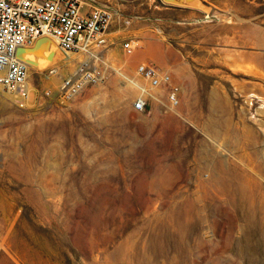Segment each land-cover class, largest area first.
Returning a JSON list of instances; mask_svg holds the SVG:
<instances>
[{"label":"rangeland","instance_id":"374dc122","mask_svg":"<svg viewBox=\"0 0 264 264\" xmlns=\"http://www.w3.org/2000/svg\"><path fill=\"white\" fill-rule=\"evenodd\" d=\"M93 1L149 16L188 84L177 106L151 88L138 65L165 69L138 41L66 103L43 92L80 53L64 66L57 51V75L32 67L24 107L0 90V264H264V236L227 191L246 179L264 198V0Z\"/></svg>","mask_w":264,"mask_h":264},{"label":"built area","instance_id":"2783aa9c","mask_svg":"<svg viewBox=\"0 0 264 264\" xmlns=\"http://www.w3.org/2000/svg\"><path fill=\"white\" fill-rule=\"evenodd\" d=\"M115 20L108 5H95L85 0H0V90L13 94L19 106L29 101L33 86L30 80L32 65L16 56L20 47L32 46L39 37L52 38L67 54L64 66L75 60L73 54H83L72 73L61 76L55 90L46 89L43 97L66 103L86 87L104 83L109 78L104 50L107 33ZM125 25L131 19L123 18ZM138 40L129 38L123 43L128 55L134 54ZM57 62L46 71L49 76L59 74ZM138 74L149 81L151 88L164 86L171 105L180 104L181 88L172 76L151 63H140ZM134 108L147 109V97H138Z\"/></svg>","mask_w":264,"mask_h":264},{"label":"crops","instance_id":"0c3cea01","mask_svg":"<svg viewBox=\"0 0 264 264\" xmlns=\"http://www.w3.org/2000/svg\"><path fill=\"white\" fill-rule=\"evenodd\" d=\"M88 3L95 4L93 0L87 1ZM95 5H106L101 3H96ZM109 6V5H108ZM119 7H114L115 20L111 24L109 31L107 33L108 44L104 50L105 61L111 64L119 63L122 64V59L124 58L126 52L123 48V43L129 38L139 39L147 49V58L156 57L159 58V62L165 69L164 72L172 76L173 81L182 87H186L188 82L185 78L181 77L178 73V66L181 65L180 51L172 45L159 43L158 52L155 49V44H152L153 39L151 37H166L161 33L154 32L151 29V19L147 15H133L126 11L124 5H118ZM123 6V7H122ZM110 7V6H109ZM159 9H165L169 12H179L183 11L185 7H179L174 5L164 4L158 6ZM123 18L131 19V23L125 25L123 23ZM154 43H156L154 41ZM125 64V63H123ZM184 68H186L184 66Z\"/></svg>","mask_w":264,"mask_h":264},{"label":"bare ground","instance_id":"6f19581e","mask_svg":"<svg viewBox=\"0 0 264 264\" xmlns=\"http://www.w3.org/2000/svg\"><path fill=\"white\" fill-rule=\"evenodd\" d=\"M56 43V42H55ZM55 62L53 59L47 67ZM62 68V67H61ZM65 68V67H64ZM61 75V74H60ZM53 78V77H52ZM56 79V78H55ZM131 79V78H130ZM53 81V80H52ZM139 83V82H138ZM140 88V87H139ZM142 89V88H141ZM149 92V91H148ZM152 95V94H151ZM12 96H14L12 94ZM227 166V165H226ZM244 168V167H243ZM219 169V168H218ZM221 170V169H220ZM218 171V170H217ZM218 173V172H217ZM222 173V172H221ZM231 175V174H230ZM228 176V175H227ZM233 176V175H232ZM237 177V176H236ZM220 179V178H219ZM227 179V178H226ZM255 179V178H254ZM228 180V179H227ZM256 182V181H255ZM251 180H235L234 186L232 188H227L228 199L234 204L241 206L245 212L243 213V220L246 224L250 226H256L260 229L262 235L264 236V198L259 193H255L254 189L251 187ZM204 184V183H203ZM253 185V184H252ZM258 185V184H257ZM205 191V190H204ZM263 194V193H262ZM206 196V195H205ZM222 199V198H221ZM220 199V200H221ZM225 200V199H224ZM225 211L226 208H223ZM229 211V210H226ZM222 211L220 212V214ZM219 214V213H218ZM229 214V213H228ZM231 215V214H230ZM234 216V214H233ZM231 216V217H233ZM239 216V215H238ZM235 217V216H234ZM223 218V217H222ZM234 219V218H233ZM225 220V219H224ZM223 222V221H222ZM234 222V221H233ZM236 222V221H235ZM227 224V222H226ZM215 225V224H214ZM236 225V224H235ZM172 230V229H171ZM181 230V229H180ZM176 231V230H175ZM228 231V230H227ZM257 233V231H256ZM254 235V234H253ZM255 236V235H254ZM259 236V235H258ZM184 237V236H183ZM185 239V238H184ZM242 239V238H241ZM182 240V238L180 239ZM216 243V242H215ZM217 244V243H216ZM240 244V243H239ZM215 245V244H214ZM206 246V245H205ZM234 247V245H233ZM198 248V247H197ZM205 248V247H203ZM217 248V247H216ZM239 248V246H238ZM214 250V248H212ZM235 249V248H234ZM238 250V249H237ZM197 251V250H196ZM195 251V252H196ZM202 251V250H201ZM219 251V250H218ZM255 251V250H254ZM240 252V251H239ZM190 253V252H189ZM200 254V252H198ZM196 254V253H195ZM206 254V253H205ZM208 254V253H207ZM213 254V253H211ZM253 254V253H252ZM188 256V255H187ZM205 256V255H204ZM202 255V257L204 258ZM240 256V255H239ZM189 257V256H188ZM192 257V256H191ZM207 257V256H206ZM200 258V257H197ZM196 258V259H197ZM190 260V259H189ZM192 261V260H191ZM195 261V260H194ZM203 262V261H202ZM249 263V261H248Z\"/></svg>","mask_w":264,"mask_h":264},{"label":"water","instance_id":"95a60500","mask_svg":"<svg viewBox=\"0 0 264 264\" xmlns=\"http://www.w3.org/2000/svg\"><path fill=\"white\" fill-rule=\"evenodd\" d=\"M166 4H172L184 7H196L208 9V5L202 0H162ZM59 46L53 42L50 37H39L32 46L20 47L16 51V56L33 67L41 70V68L56 60L59 53Z\"/></svg>","mask_w":264,"mask_h":264}]
</instances>
